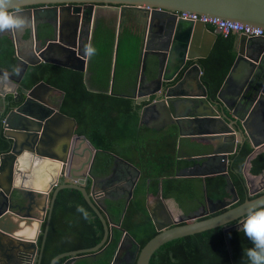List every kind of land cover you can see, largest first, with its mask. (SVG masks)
<instances>
[{"label": "water", "instance_id": "obj_1", "mask_svg": "<svg viewBox=\"0 0 264 264\" xmlns=\"http://www.w3.org/2000/svg\"><path fill=\"white\" fill-rule=\"evenodd\" d=\"M95 3H102L104 9H119L110 7L119 5L143 9L148 12L150 31L153 28L166 29L163 36L156 37L165 40L163 46H155L149 50L148 45L146 43L144 45V40L140 62L142 80H147L148 69L152 70L154 77L151 84H142L139 90L128 97L134 99L135 104L144 103L140 111L139 124L142 123L146 112H151L155 119L162 121V126L154 124L149 126L160 129L175 125L178 144L182 136L190 138L195 143H203L206 140L213 143V151L205 155L203 160L201 156L192 157L185 153L182 157L193 158L198 162L183 169L179 176L206 177L222 174L227 178L230 192L228 198L212 200L206 197L200 205V211L196 210L185 214L184 217L179 216L177 220L172 218L165 222L158 221L154 208L148 201L147 209L157 232L140 248L134 238L127 231H123L121 243L111 264H149L154 252L171 240L221 225H226L224 233L230 229L241 228L247 209L264 203V192L232 206L237 202L238 196L227 173L228 155L235 151L236 145L248 140L253 151L245 161V168L250 158L264 146V132L260 131L261 137L255 138L249 128L252 126L253 115L264 109V38H258L262 40L260 42L256 40L257 38L239 34L234 39L236 56L217 92V97L222 99L224 88L232 81L235 69L242 64L246 69L238 80L235 94L241 96L240 101L245 106L241 107L239 103L232 106L220 105L207 97V87L199 75L195 79L201 93L184 88L191 73H195L196 77L198 72H202L200 60L208 57L217 33L203 22L178 18L175 12H196L264 28V0H11L10 10L18 11L23 17L22 7L50 5L45 9L55 8L57 21L61 23L64 8L73 11L81 9L83 13L86 11L92 13ZM29 19L32 23L29 38L34 43H42L43 46L30 52V58L25 57L23 50L18 46L20 39L14 30L10 31L8 33L14 44L15 58L22 64V71L19 75L12 72V69L18 66L16 63L3 70L0 67V126L1 134L9 144L7 150L0 151V256L3 257L0 258V264H40L56 195L62 188H75L81 192L99 217L103 226V236L94 246L61 252L49 262L55 264L59 259L66 258L62 264H73L84 255L99 252L114 226L108 216H103L102 213H105L106 209L98 202L93 190L96 179L91 169L99 149L94 148L84 135L76 134L75 118L62 113L59 104L54 105L51 102V93L56 91L63 93L61 90L45 81L27 88L22 80L29 66L46 62L83 72L86 87L95 89L88 84L86 56L65 43L59 32L56 38L61 46L51 54L59 58L63 56V59L69 57V61L72 62L48 57L47 54H50L53 44L47 37L48 30L44 27L38 30L35 17ZM201 30L208 34L210 39L206 45L197 47L196 40ZM116 31L118 34L119 28ZM146 37L150 40V33L145 35ZM149 55L154 59L151 64L147 62ZM5 73H8L7 79ZM179 77L181 79L177 80ZM240 108L248 112L247 116H241ZM236 133L240 136L239 140H236ZM113 157L123 167L132 169L136 179L140 176V170L135 165L116 154H113ZM46 160L48 165L44 164ZM43 165L52 170L51 172L48 169L51 177L47 188L51 196L45 210V227L35 238L12 234L10 228L14 225L17 226V231L22 229L10 220L11 216H16L20 220L34 217L31 212L34 210L35 202L31 200L30 186L26 181L33 178L38 171L44 170ZM28 172L33 175H29ZM42 176L44 174H39V177ZM88 179H91L93 184L91 192L85 187ZM136 179L132 180L131 188L135 185ZM263 190L264 186L260 191ZM260 191L251 192L248 188L249 195ZM131 196L132 189L129 191L124 210ZM157 199L163 205L164 199L160 190ZM210 214L211 216L204 217ZM234 220L237 222L228 225ZM116 226L120 227V222ZM40 234L42 238L39 244ZM125 243H129L130 248L126 249L127 252L123 256Z\"/></svg>", "mask_w": 264, "mask_h": 264}, {"label": "trees", "instance_id": "obj_2", "mask_svg": "<svg viewBox=\"0 0 264 264\" xmlns=\"http://www.w3.org/2000/svg\"><path fill=\"white\" fill-rule=\"evenodd\" d=\"M210 29L213 30V27L210 26ZM125 34L129 35L130 42L125 48L127 55L135 57L140 52L137 46L139 36L129 34L127 30ZM234 39L235 34L223 36L218 33L208 57L200 60L203 69L201 79L209 97H215L234 61ZM110 58L107 70L110 68ZM15 60V48L10 36H0V66L12 67ZM96 68L99 71L106 69L98 67V64ZM40 81L63 92L60 111L75 118V133L84 135L94 148L99 149L92 166L95 176L110 171L113 154L140 170V177L126 209L124 200L107 204L109 218L114 226L105 244L99 252L84 255L73 264H111L123 231H127L141 248L157 232L147 202L157 198L159 190L164 200L175 201L184 216L196 211L206 197L217 200L230 196L227 178L222 174L179 176L183 169L197 163V160L179 157L183 152H177V133L174 128L159 131L139 124L140 110L144 103L134 105L130 97L108 93L107 89H88L81 71L52 63L40 62L29 66L22 80L27 88ZM8 148L9 144L0 129V151ZM252 151L253 147L246 140L228 155L227 173L238 196L232 206L264 192L248 194L242 170ZM248 171L252 175L264 171V149L250 158ZM78 207L83 211H78ZM207 216L211 214L204 217ZM45 221L41 226L42 231ZM119 222L120 227H117ZM236 222L234 220L228 225ZM224 227L226 225L171 240L154 252L149 264H248L244 250L253 245L244 236L242 227L230 229L227 233H224ZM102 236V223L81 192L75 188H62L53 203L40 264H49L51 258L61 252L94 246ZM41 238L42 234L39 235V244ZM64 259H59L55 264H62Z\"/></svg>", "mask_w": 264, "mask_h": 264}, {"label": "crops", "instance_id": "obj_3", "mask_svg": "<svg viewBox=\"0 0 264 264\" xmlns=\"http://www.w3.org/2000/svg\"><path fill=\"white\" fill-rule=\"evenodd\" d=\"M135 10H137V9L134 8V11ZM102 11L104 13H106V10H102ZM148 23H149L148 18L138 19V20L134 21L133 23L132 22L131 23L130 22H123V25H121V26L118 25L117 20L114 22L113 27H114L115 31L119 28L118 34L122 30L124 32H125V30H127L129 34H136L139 36V39H137V46L140 49V52L137 56H135L133 58L125 57V59H123V62H121L120 65L118 64V57H116V61L114 62V57L112 56L110 58V68L108 70H105V71H99V68H96V67H94V69L91 70V66L88 65L89 84L92 88H94V89H107V91L111 90L113 93H115L117 95L128 97V95L130 96V95H132V93L139 90L141 88L142 84L143 85L151 84V79L154 77L152 70H150V69L147 70V78H146L147 80H142L143 78L141 76V71H140V62H141V57H142V54H141L142 53V51H141L142 47L141 46H142L144 40H145L144 45L146 43V45H148L149 50L154 48L155 46H159V44L158 43L156 44L155 42H153L151 44V42H149V40H147V37L145 38V35L147 36V34L150 33V29H151V27ZM238 35L239 34H235V38ZM39 38L41 39V37H39ZM158 39H156V40H158ZM197 39H198V40H196L197 47H201L202 44L206 45L209 42L210 36L201 30L199 37ZM256 40L260 41V39H258V38ZM25 41H29V42L31 41L29 36L27 38H24L22 41L20 40L18 42V46L23 44ZM260 42H262V40ZM235 53H236V51H235ZM130 60H131V62H130ZM153 60L154 59L151 55H149L147 57L148 63L151 64L153 62ZM1 67L6 68L5 66H2V65H1ZM4 68H2V69H4ZM245 69H246V66H244L242 64L235 69V71L233 73L232 81L224 88V91H223V94L221 97L222 99L217 97V93H216L215 97H213V98L209 97L208 91H207V97L209 99L217 102L220 105H226L227 104V105L232 106V105L239 103L238 104L239 106L244 107L245 105L242 103V101H240L241 96L235 94V91H236L235 88L237 87L238 80L240 79V77L245 72ZM112 73H113V76H112ZM198 75L201 79L202 72L201 73L198 72L196 77H195V73H191L187 77V80H186L185 85H184V88L186 90L193 89L197 93H201V89L197 85V80H196ZM179 79H181V77H179L177 80H179ZM220 86H219V88H220ZM219 88H218V90H219ZM218 90H217V92H218ZM51 99H53V98H51ZM59 99H60L59 97L55 98V105H58V104L60 105ZM132 100H133L134 105H140V104H135L134 99H132ZM139 100H140V97L137 98V101H139ZM222 100H224V101H222ZM60 101H61V99H60ZM239 110H240L241 116H247V113H248L247 111H245V110L243 111L242 108H240ZM228 114L230 115V112H228ZM151 115L154 118V114L151 113ZM251 122H252V126L249 128L252 131L253 136L255 138L261 137L260 131L264 132V109L263 108L260 109L257 113H255L253 115V119ZM147 127L152 128L149 125H147ZM173 128L176 130V133H177L176 126H174ZM161 130H165V129L164 128L159 129V131H161ZM255 131H259V132H255ZM182 139H185V142L187 143V145L185 147L181 146ZM237 139L238 140L240 139V136L238 133H236V140ZM197 146H199V147H197ZM237 146L238 145H236V147ZM236 147H235V149H236ZM177 149H179L178 154H180V151H182L183 154L188 153V154L192 155V157H200V156L204 157L205 155H207L213 151L214 145L209 140L203 141V143H201V142L195 143V142H192L190 140V138H188L186 136H182L180 138V143L178 144V142H177ZM263 149H264V146L261 149H259V151L263 150ZM44 164L48 165V160H46ZM43 168H45V169L44 170L42 169L41 172L38 171L37 173L34 174L33 178H30V180L26 181L27 185L30 186L29 191L31 193V195H30L31 200L33 202H35V204L33 205L34 210H33V212H31L32 215H34V217L32 216V217L26 218L24 220H20L16 216H11L10 220L14 224H17L18 228L22 229V230L17 231V226L14 225L13 228H10L12 234L21 235V236L26 237V238H35L40 233V230H42L41 226H42V223L46 217L45 210L49 204L50 196H51V192H48V188H47L50 177H51L50 173H48V169H50V168H48L46 166H44ZM248 169H249V162L247 163V166L242 170L247 188H249L251 192H256L264 186V171L259 175H252L249 173ZM50 171L52 172L51 169H50ZM28 174L33 175L30 172H28ZM39 174H41V175L44 174V176L39 177ZM196 177H201V176H196ZM0 258H3V257L0 256Z\"/></svg>", "mask_w": 264, "mask_h": 264}, {"label": "flooded vegetation", "instance_id": "obj_4", "mask_svg": "<svg viewBox=\"0 0 264 264\" xmlns=\"http://www.w3.org/2000/svg\"><path fill=\"white\" fill-rule=\"evenodd\" d=\"M59 5H57V7ZM49 6L50 5L47 6L44 4H36V5L22 7V9L24 10L23 17L27 20V25L20 30H14V31L21 41L24 38H27L29 36V32H31V27H32V23L29 22L30 21L29 18L35 17V19L37 20L36 23H37L38 30H42L43 27L46 28L48 30L47 37L50 38L53 42L51 46V52L50 54H47V56L50 58L56 57L57 59L67 61L68 63L72 62V61H69L70 59L69 57L66 59L65 58L63 59L62 58L63 56H60L59 58L58 56L51 54L53 51H56L57 49H59L58 48L59 46H61L60 44H58V40L56 38L59 32H60L61 39L65 43H67L71 47H75L73 49H76V50L78 49L82 55L86 56L84 53V46L89 43L91 44V40L94 36V32L96 30V27L99 21L103 20L106 24L108 23L114 24V22L117 20V23H119V25L121 26L123 25V22L133 23L134 21L138 19L148 18V12H146L143 9H138V8H136L137 10L134 11V8L129 5L110 6V7H118L119 9H115V8L104 9L103 8L104 5L102 3H95L93 4L92 13L90 12L86 13L87 11L83 13L81 9L78 11H73V10L64 8L62 10L61 23L60 22L58 23L57 18H56V9L55 8L45 9V7H49ZM102 10H106V13H104ZM162 30L163 28L161 29L153 28L150 31L149 42H151V44L153 42H155L156 44L158 43L159 46H163L165 44V40H163V38H160V39L156 38L157 36H163L165 34L166 29L164 28V30L163 31ZM8 32L10 31L0 33V36H6V35L8 36L9 35ZM41 46H43L42 43H34L32 40L30 42L25 41L23 44L20 45L21 50H23L24 56L28 58L31 57L30 52H33L35 48H40ZM86 60L88 61L87 62V72H88V65L90 63V57L86 56ZM15 63L18 64V66L22 67V64H20V62H18L17 60H15ZM1 68H4V67H1ZM88 84H89V72H88ZM62 96H63V93H61L60 91L52 92L50 95V100L55 105V98L59 97L61 99ZM60 99H59V102H60ZM161 123L162 121L153 118L151 113L146 112V114L142 118L141 124L147 127V125H151V124L162 126ZM174 126L175 125H171V126L169 125L168 127L164 129L165 130L170 129V128H173ZM76 127H77V124H76ZM0 129H1V126H0ZM194 164L195 163H193L192 166ZM91 172H92V169H91ZM92 175L96 179L94 188H93L91 179H88L86 181L85 187L88 188L87 189L88 192H91L93 188L94 192L97 195L98 202L101 203L106 209L105 211L106 214L104 212L102 213L103 216H108V217H109V213L107 210V204L108 203L115 204L121 200H124V202H126V199L129 196V191L132 189V193H133V190L136 187L138 179L140 177L139 176L136 179L135 172L132 169L123 167L121 164L118 163V161L114 159V157H113V161L111 162L110 171L107 174L96 175V176L94 174ZM133 179H136V183L133 186V188H131ZM157 200L158 199L154 197L149 200V204L150 206H152V208H154V212L157 215L158 221L165 222V221L172 220V216L171 217L169 216L170 211L166 207V204L163 203L162 205ZM200 205L201 204H199L197 211L201 210ZM179 216L184 217V212L182 211V213L178 215V217ZM124 248H125V251H124L123 256L127 252L126 249L130 248L129 243H125Z\"/></svg>", "mask_w": 264, "mask_h": 264}, {"label": "clouds", "instance_id": "obj_5", "mask_svg": "<svg viewBox=\"0 0 264 264\" xmlns=\"http://www.w3.org/2000/svg\"><path fill=\"white\" fill-rule=\"evenodd\" d=\"M11 0H0V33L7 31L20 30L27 25V20L23 18L18 11L10 10ZM96 49L89 43L84 46V53L91 57ZM22 71L20 66L12 69V72L19 75ZM5 79L8 73H5ZM78 211H83L78 207ZM87 219V213H85ZM242 223L243 234L247 237L252 247L244 250L248 264H264V203L256 206H250L244 216Z\"/></svg>", "mask_w": 264, "mask_h": 264}, {"label": "rangeland", "instance_id": "obj_6", "mask_svg": "<svg viewBox=\"0 0 264 264\" xmlns=\"http://www.w3.org/2000/svg\"><path fill=\"white\" fill-rule=\"evenodd\" d=\"M116 32L117 31H115L113 24L111 23L106 24L103 20L98 22V25L94 32V36L91 40V45L96 49L95 54L90 57L89 65L91 67H97V64H98V66H102L103 68H106L104 69L105 71L107 70L110 56H113L115 58V61H116V57L118 56L119 65L121 64V62H123V59H125V57H130L127 55V50H125V48L129 46L128 43H130L128 42L129 35L125 34L123 30L119 34H116ZM118 38L120 40H118ZM111 44H112V47H111ZM118 45H119V48H118ZM130 58H133V57H130ZM186 145L187 143L185 142V139H182L181 146L185 147ZM182 156L180 155L179 157H182ZM184 201H185L184 203L186 204L185 199ZM164 203L166 204V207L170 211L172 218L177 220L178 215H180L182 212L181 208L178 207V205L175 203L173 199H166L164 200Z\"/></svg>", "mask_w": 264, "mask_h": 264}, {"label": "built area", "instance_id": "obj_7", "mask_svg": "<svg viewBox=\"0 0 264 264\" xmlns=\"http://www.w3.org/2000/svg\"><path fill=\"white\" fill-rule=\"evenodd\" d=\"M175 14L178 18L192 22H203L209 26V28L210 26L213 27V31L220 33L223 36H227L229 34H245L248 37L264 38V28L260 26L189 11H176Z\"/></svg>", "mask_w": 264, "mask_h": 264}]
</instances>
